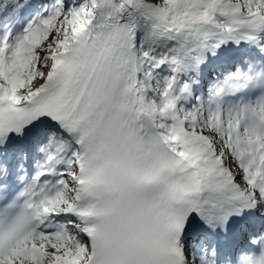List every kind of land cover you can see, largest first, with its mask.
Returning <instances> with one entry per match:
<instances>
[{
	"label": "snow or ice",
	"instance_id": "snow-or-ice-1",
	"mask_svg": "<svg viewBox=\"0 0 264 264\" xmlns=\"http://www.w3.org/2000/svg\"><path fill=\"white\" fill-rule=\"evenodd\" d=\"M0 264H264V0H0Z\"/></svg>",
	"mask_w": 264,
	"mask_h": 264
}]
</instances>
